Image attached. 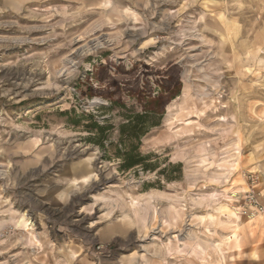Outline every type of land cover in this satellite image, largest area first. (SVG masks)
<instances>
[{
	"label": "rangeland",
	"instance_id": "1",
	"mask_svg": "<svg viewBox=\"0 0 264 264\" xmlns=\"http://www.w3.org/2000/svg\"><path fill=\"white\" fill-rule=\"evenodd\" d=\"M146 107L154 170L122 171L111 145ZM251 190L264 0H0V264H264Z\"/></svg>",
	"mask_w": 264,
	"mask_h": 264
},
{
	"label": "trees",
	"instance_id": "2",
	"mask_svg": "<svg viewBox=\"0 0 264 264\" xmlns=\"http://www.w3.org/2000/svg\"><path fill=\"white\" fill-rule=\"evenodd\" d=\"M162 97H158L153 102L160 101ZM124 108V107H123ZM127 110L128 114L124 116V122L119 126V142L115 148V158L121 161L120 169L122 171L131 170L139 167L143 170H154L152 167L147 165V156H144L140 152L142 138L150 131L152 127L158 126V123L150 121L152 116L157 115L156 110L144 108L142 112L135 113L131 110ZM66 115L69 113L66 112ZM82 121L85 117L80 116ZM91 120L92 116H87ZM80 120L73 119L70 122L74 126L80 124ZM87 125L89 132L93 133V136L89 138V141L100 147L101 150L105 151L108 144V138L106 136L109 128L101 125L98 121H91Z\"/></svg>",
	"mask_w": 264,
	"mask_h": 264
},
{
	"label": "built area",
	"instance_id": "3",
	"mask_svg": "<svg viewBox=\"0 0 264 264\" xmlns=\"http://www.w3.org/2000/svg\"><path fill=\"white\" fill-rule=\"evenodd\" d=\"M252 182H254V180ZM246 205L245 214L250 215V217H254L259 213H264V195L260 197V195L256 194L254 191H249L246 197ZM97 250V252L101 254L105 250V246L99 245Z\"/></svg>",
	"mask_w": 264,
	"mask_h": 264
},
{
	"label": "bare ground",
	"instance_id": "4",
	"mask_svg": "<svg viewBox=\"0 0 264 264\" xmlns=\"http://www.w3.org/2000/svg\"><path fill=\"white\" fill-rule=\"evenodd\" d=\"M248 219H251V217H248Z\"/></svg>",
	"mask_w": 264,
	"mask_h": 264
}]
</instances>
